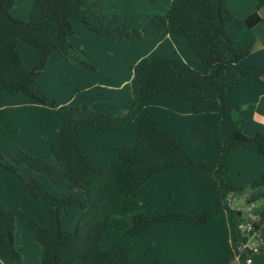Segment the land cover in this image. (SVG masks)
<instances>
[{
  "label": "trees",
  "instance_id": "1",
  "mask_svg": "<svg viewBox=\"0 0 264 264\" xmlns=\"http://www.w3.org/2000/svg\"><path fill=\"white\" fill-rule=\"evenodd\" d=\"M156 3L162 0H148ZM15 0H0V112L4 124L17 130L6 114L4 93L17 91L32 101L50 107L61 117L62 124L48 141L54 162H48L21 146H15L9 157L0 151V166L16 174L24 190L35 199L42 198L48 208L49 226H42L19 209L7 207L0 200V258L20 263L22 255L15 246V221L21 218L40 245V264H134L129 260L130 246L113 243L102 247V240L112 216L124 197L135 199L139 187L153 174L188 168L208 172L216 179L223 204L213 210L190 214L175 212L169 207L147 214L132 209L125 215V231L130 235L146 233L160 223L187 221L205 222L211 215L228 211L233 226L231 252L218 264H229L235 254L240 258L264 253V177L242 179L236 185L226 181L229 157L235 149H249L264 156V135L243 132L241 120L232 117L231 92L248 78L264 73L244 70L239 63L250 53L252 43L236 46L230 36L234 29H250L262 20L259 10L264 0H257V10L246 18L238 17L228 0H170L167 12L148 17L141 27L120 21L104 0H34L26 20L13 16ZM118 42H129L143 36L162 33L179 35L197 55L192 64L176 55H151L132 66L130 82L132 100L125 113L110 114L95 110L89 103H61L35 86L52 53L58 52L75 69L93 73L97 67L74 45L73 22ZM25 41L36 50V62L26 66L17 45ZM165 95L190 102L195 114L216 113L219 116L220 152L211 161L186 151L180 138L172 135L159 121L141 116L136 123L134 142L121 149L108 165H95L80 152L78 130L90 127L99 130L123 128L129 110L137 102ZM190 139L204 140L210 129L192 122ZM25 166L29 173L22 172ZM47 179L59 189L52 192L38 180ZM228 195L243 196L245 203L262 202L252 208L257 214L253 230L238 227L242 211L229 205ZM72 207L80 209L73 231L61 226V215ZM258 232V251L245 243L252 232ZM159 264V263H158Z\"/></svg>",
  "mask_w": 264,
  "mask_h": 264
},
{
  "label": "crops",
  "instance_id": "2",
  "mask_svg": "<svg viewBox=\"0 0 264 264\" xmlns=\"http://www.w3.org/2000/svg\"><path fill=\"white\" fill-rule=\"evenodd\" d=\"M33 1L30 2V8ZM169 3L170 0L156 4L154 7H158V11L146 15L138 27L143 26L148 17L166 13ZM228 4L231 10L240 18H246L257 10V0H228ZM110 8L122 17L123 14H129L127 10L123 11L124 13L117 11L113 4ZM259 13L262 20L254 27L234 29L230 32L236 46L252 43L250 53L240 61L239 65L242 69L254 73L264 72V8L260 9ZM73 28L74 31H76V28L78 30L82 29V31L84 29L82 24L77 21L73 22ZM84 33L88 34L86 31ZM74 36L72 37L73 42ZM180 37L182 36L168 33L157 36H143L126 42L134 46L131 49L123 46L111 47L109 46L111 44L108 43V47L93 48L91 51H87L82 45L79 44L78 46L74 43L82 49L85 57L97 67V71L89 73L73 70L72 67L70 69L66 66L64 59L62 62L56 53H52L44 71L36 79L35 86L64 104L89 103L94 109L103 110L102 112L110 114L125 113L132 100L130 86L133 74L132 66L143 58L158 54L176 55L183 61L198 64L197 55L188 47L186 39ZM93 39L102 41L94 37ZM103 43L107 42L102 41ZM20 47L26 49L29 54L28 61L27 58L24 59L20 55L21 58L28 67H32L36 62V50L31 45L27 46L19 41L17 50ZM33 49L35 52H33ZM128 63L131 64L129 70L127 68ZM57 68L62 72L74 75L77 80L80 78L81 83L83 82L82 79H85L86 83L82 88L77 89L75 93L68 94L63 97V100H59L62 92L56 86L59 75ZM47 72L50 73L51 78L45 77L43 82H39L42 75ZM48 87H51V91L46 89ZM4 101L7 118L16 125L17 131L19 129L17 146L31 150L38 156L48 155L54 162L52 152L49 153L43 141L44 143L47 142L48 145V141L55 136L62 124L61 117L54 109L34 102L17 91H6ZM231 103L234 107L232 117L241 120V126L246 135L251 136L257 132L264 135V73L259 79L248 78L236 86L231 92ZM141 116L159 121L172 135L180 138L186 151L199 155L206 161L213 160L220 152L219 116L216 113L195 114L189 101L180 98L171 99L165 95L137 102L130 108L129 120L121 129L99 130L80 127L78 130L80 152L92 164H110L121 149L134 142L136 123ZM192 122H199L209 128L210 138L204 140L190 139ZM1 125L3 126L4 122L0 112V127ZM248 176L251 178L264 177V156L249 149L233 150L229 157V170L226 181L230 185H236ZM11 180L17 181L15 179ZM13 185L20 187L22 183L13 182ZM9 189L13 190L12 187ZM13 197L15 198V196ZM238 198L243 199L244 197L232 196L229 199V205L232 208L239 209L242 213L261 204H248V207L243 210L235 203ZM0 200L2 201L1 197ZM2 202L4 203V201ZM4 204L12 209L22 211L24 209L16 203ZM222 204L213 174L188 168H178L153 174L139 187L135 199L124 197L121 200L117 211H120L123 215L132 209H139L151 214L169 207L175 212L190 214L194 211L217 209ZM123 229L124 226L119 232L120 240L113 243L129 245L128 257L134 264H218L225 256L230 254L233 242V226L230 215L226 210L212 215L200 224H190L187 221L160 223L153 226L146 233L139 235H130ZM27 233L29 234V232ZM28 234L22 232L20 236H17V228L15 230V246L22 255L21 262L13 263L0 258V264H40V245ZM250 243H253V241H250ZM235 260L234 258L229 264H264V253L252 256L250 263H246L241 259L234 262Z\"/></svg>",
  "mask_w": 264,
  "mask_h": 264
},
{
  "label": "rangeland",
  "instance_id": "3",
  "mask_svg": "<svg viewBox=\"0 0 264 264\" xmlns=\"http://www.w3.org/2000/svg\"><path fill=\"white\" fill-rule=\"evenodd\" d=\"M166 1H168V0H162V1L157 2V3H152V2H149L148 0H141V1L106 0L105 3H106L108 8H110L112 4L115 5L116 10L121 12V13H124L123 11L127 10V12L129 14H127V15L123 14V17L120 15L122 17V18H120V21L125 22V23H129L133 26L138 27L141 25V23L143 22V19L145 18L146 15H150L151 13H154V11H158V7H154L156 4H161L162 2L165 3ZM30 2H31V0H16V3L11 10L12 15L17 17L18 19L26 20L28 18V14L30 11ZM82 28H84L83 31H82V29L78 30L76 28V31H75L76 34L74 36V42H73V40H72V42L76 43L78 46H79V44L82 45V47L84 49H86L87 51H91L93 48L108 47V45H107L108 43L111 44V45H109L111 47H114V46L122 47L123 46V47L130 48V49L134 48V46L131 45L130 43H126V42L117 43V42H115L109 38L94 34L93 32L87 30L83 25H82ZM84 30L89 35L88 34L86 35V33H84L85 32ZM93 37L98 38V40H102V41L107 42V43L102 44V41H96L95 39H93ZM180 38L184 39L183 37H180ZM20 43L25 44L27 46H30L25 41H20ZM76 44H74V45H76ZM18 52L20 53V55L24 59L27 58V61L29 60V54H28V52H26V49H23L22 47H20L18 49ZM33 52H35L34 49H33ZM55 53L60 58V60H62V62H63L64 60H63V57L60 55V53H58V52H55ZM47 63H48V61H47ZM65 64H66V66H68V68L71 69V66L69 67V64H67V63H65ZM130 65L131 64L128 63V66H127L128 70L130 69V67H129ZM73 70H75V68H73ZM76 70L82 71L79 69H76ZM41 73H40V75H41ZM57 73L59 75L57 77L58 79H57V85L56 86L62 92V96H60L59 100H63V97L68 95V94L75 93L77 91V89L82 88L83 85L86 83L85 79H82L83 82L81 83V81H79V80H81L80 78L77 80L74 78V75H72L70 73L62 72L60 69L57 70ZM49 74L50 73L47 72L44 75H42L39 82H43L45 77H50ZM46 89L48 91L49 90L51 91V87H48ZM95 109L99 110V108H95ZM100 109H102V108H100ZM99 111H103V110H99ZM18 133H19V129H18V131L12 130L9 127H7L5 124L3 126L1 125V127H0V151L4 154V156L9 157L12 153V149L14 148V146H17L16 141H19L18 140V138H19ZM43 144L47 147V149L50 153V149L47 145V142L44 143V141H43ZM26 147H29V146H26ZM28 151L32 152L31 150H28ZM32 153H34V152H32ZM41 157H43L48 162H52V158H50L48 155L47 156H41ZM21 169H22L23 173L28 174L29 171L25 166H21ZM11 179H15L17 181H12ZM38 180L41 181L52 192L53 195H61L59 189L54 188L47 179H44L42 177H38ZM13 182L22 183V180L16 174H14V173L12 174L9 171L5 170L2 166H0V197H1L2 201H4V203H9L7 205H10L12 203H16L18 205H21L22 207H24L23 211L29 217L35 219L42 226H46V227L49 226L48 209H47L43 199L42 198L35 199L29 192H27V191L25 192L23 189L24 187H22L23 183H22V186L15 187L13 185ZM10 187H12V189H13L12 191L9 189ZM13 196H15V198ZM235 203L238 204L243 210L248 207V204L245 203L244 198L243 199L242 198L236 199ZM260 203H262V202L261 201L257 202V204H260ZM206 211H208V210H206ZM218 213H220V212H218ZM218 213H215V214H218ZM215 214H213V215H215ZM79 215H80V209L77 207H72V208L68 209L66 212H63L61 215V226H62V228L66 231H73L74 227L78 221ZM125 215H126V213L122 215V213L120 211H117L112 216L110 224H109L108 229H107V232L105 234L106 236H104L103 243H102V247L104 249L107 248L108 246H110L111 243L113 244V242L120 240L119 232H121L122 226H124V229L126 226ZM16 228H17V236H20L22 232L25 234H28L27 232H29V234H30V235L28 234L29 237L31 236V238L34 239L32 231L26 227V223L23 219H21V218L16 219L15 230H16ZM241 260L245 261V258H241ZM234 262H236V260ZM75 264H81V263L77 262ZM235 264H237V263H235Z\"/></svg>",
  "mask_w": 264,
  "mask_h": 264
},
{
  "label": "built area",
  "instance_id": "4",
  "mask_svg": "<svg viewBox=\"0 0 264 264\" xmlns=\"http://www.w3.org/2000/svg\"><path fill=\"white\" fill-rule=\"evenodd\" d=\"M232 196L228 195V201ZM257 219V214L255 213L254 209H250L248 211H245L244 213H242L241 219L238 221V227L241 230H244L245 232H251L253 230V223L256 221ZM258 237V232H252L251 235H249L248 240L243 243L238 250H242L245 247L249 248L253 253L258 251V245H259V241L257 239ZM250 241H253V243H250ZM251 257L252 256H248L245 257V261L246 263H250L251 262ZM235 259L236 260H240V256L239 254H235Z\"/></svg>",
  "mask_w": 264,
  "mask_h": 264
}]
</instances>
